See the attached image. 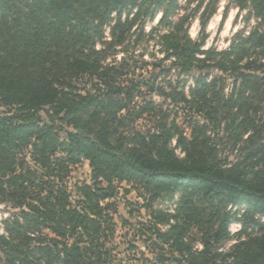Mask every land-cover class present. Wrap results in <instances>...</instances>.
Instances as JSON below:
<instances>
[{
    "label": "trees",
    "instance_id": "obj_1",
    "mask_svg": "<svg viewBox=\"0 0 264 264\" xmlns=\"http://www.w3.org/2000/svg\"><path fill=\"white\" fill-rule=\"evenodd\" d=\"M162 3L0 0V205L13 212L0 264H122L113 245L122 184L149 218L136 224L145 245L136 263L264 264V0H239L255 25L221 51L203 49L183 20L167 22L160 38L171 65L158 74L196 77L187 93L182 80L150 86L156 104L140 89L148 81L129 77L133 57L107 59L142 8L153 16ZM127 5L138 11L122 22ZM141 119L151 125L136 127ZM82 163L89 181L71 182ZM176 193L174 214L154 208ZM238 204L240 218L227 210ZM233 222L242 229L220 251Z\"/></svg>",
    "mask_w": 264,
    "mask_h": 264
},
{
    "label": "rangeland",
    "instance_id": "obj_2",
    "mask_svg": "<svg viewBox=\"0 0 264 264\" xmlns=\"http://www.w3.org/2000/svg\"><path fill=\"white\" fill-rule=\"evenodd\" d=\"M139 2V1H138ZM239 0H164V3L155 11L153 16L145 14V8L143 7L141 14L134 21H131L138 11V6L130 10L129 5L124 7L121 11V21L124 22L129 13L128 20L131 21V29L129 31V37L124 42L123 46L117 48V53L114 57L107 59V62L120 63L122 60H127V57L132 58L128 61L131 71L129 77L140 81H148V86H141V91L144 93V99L152 100L156 104L162 102V99L156 94L149 93L150 86L166 87L164 82L181 80L184 82V89L187 93L188 88L193 85L196 74L177 76V70L173 67L169 74L160 75L159 70L168 69L171 65L170 59L167 60L166 53L161 47V36L166 35L170 29V25L167 22H177L183 20L185 25L188 26V36L192 40L204 41L203 49H215L217 51L224 50L228 47L234 34L239 31L243 33L247 32L250 27L255 25V18L253 13L250 12L248 7L240 8ZM165 11L168 12L165 14ZM118 14V13H117ZM117 15L113 13L110 18V23L105 25L104 41L110 40V28L115 24ZM205 25L203 26L202 23ZM97 48H100L97 43ZM134 53V54H132ZM132 55V56H131ZM155 63L158 64L157 69H153L151 66H143V63ZM178 78V79H177ZM85 85V84H84ZM88 88L87 85H85ZM140 97L138 100H141ZM166 108V107H165ZM5 112V109L0 108V113ZM174 115H171L173 119ZM180 118V119H179ZM189 118V117H188ZM179 124L186 119L180 115ZM186 123V122H185ZM151 124L147 120H139L135 123L136 127L145 129ZM172 142V146H174ZM177 153L179 150L176 149ZM71 182L85 180L89 181L90 169L87 163L74 168L71 173ZM119 189V194L114 200L117 203L116 212L113 214V218L116 224V230L114 234L113 245L117 246L114 250L118 253V257L121 258L122 264H140L133 260V253L135 259L140 257L139 252H145V245L139 240L136 233V224L145 223L149 219L144 209H140L139 206L143 205V199L138 196V192L130 189L129 186L122 184ZM123 189H128L129 193L124 194ZM181 195L179 193L168 195L166 198L159 199L154 204V208L165 213L174 214L180 201ZM227 207V210L237 215H242L245 212L246 206L244 204H238L236 206ZM11 212L10 207L1 204L0 205V233L3 232V221L9 219ZM122 219L127 221V224H123ZM260 222L264 223V217L256 216ZM242 229L240 222H233L228 228L229 237L224 240L220 245V251H226L231 244L237 239L236 235ZM130 247H136V252L131 251ZM197 248L200 249V244H197ZM117 258V257H116ZM118 264V258H117Z\"/></svg>",
    "mask_w": 264,
    "mask_h": 264
}]
</instances>
